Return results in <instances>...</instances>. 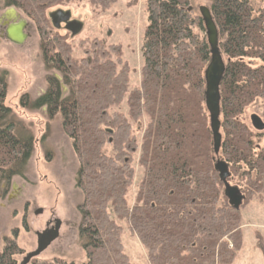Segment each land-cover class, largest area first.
Here are the masks:
<instances>
[{
	"label": "trees",
	"instance_id": "1",
	"mask_svg": "<svg viewBox=\"0 0 264 264\" xmlns=\"http://www.w3.org/2000/svg\"><path fill=\"white\" fill-rule=\"evenodd\" d=\"M79 1L0 0V13L14 8L38 34L45 91L22 96L20 105L26 112L43 110L46 132L39 143L47 162L51 122L59 121L70 142L78 163L76 243L83 264H134L123 250L121 224L137 238L148 264H232L242 247L240 209L264 204L263 134L242 120L256 102L264 107V0L257 6L209 0L224 64L217 155L204 106L210 48L190 0H146L148 26L133 88L119 45L87 40L76 58L64 37L48 33L46 12ZM86 1L102 12L116 2ZM7 88L8 74L0 71V200L14 178H25L36 143L32 123L5 105ZM217 161L226 165L224 182ZM225 183L237 189L238 208L226 199ZM259 247L264 256V244ZM25 256L13 239L0 252V264H20ZM31 264L74 263L54 258Z\"/></svg>",
	"mask_w": 264,
	"mask_h": 264
},
{
	"label": "rangeland",
	"instance_id": "2",
	"mask_svg": "<svg viewBox=\"0 0 264 264\" xmlns=\"http://www.w3.org/2000/svg\"><path fill=\"white\" fill-rule=\"evenodd\" d=\"M252 3L257 6L258 1L252 0ZM208 6L209 0H190L192 12L197 13L200 7ZM4 11L0 13V21ZM56 12L68 14V19L56 25L53 20ZM17 14L27 22L25 32L28 38L23 45L17 46L5 40L4 28L0 26V71L8 74L5 105L24 122L32 123L36 143L25 178H14L8 195L0 200V252L7 242L16 239L25 255L34 254L38 249L37 234L43 233L50 224L59 222L57 237L28 264L43 263L54 258L83 264L86 258L76 243L78 216L75 206L81 200L74 187L78 163L58 120L49 124L48 137L45 139L46 146L53 152L51 161L47 162L43 146L39 143L40 136L46 132L43 110L26 112L20 105L22 96L36 98L45 91L46 74L38 48L36 28L19 12ZM46 19L48 33L64 37L73 46L76 58L80 56L78 46L87 40L100 39L108 44L119 45L121 58L130 68V88L138 85L142 62L140 47L148 26L146 0H116L110 9L103 12L92 9L86 0H81L49 9ZM70 23L80 25L79 32L71 33L67 29ZM252 114L264 123V107L256 102L246 110L242 120L251 129L249 119ZM261 133L263 137L260 146H264V131ZM38 210L41 213L36 215ZM240 211L243 223L242 247L232 264H264V256L259 247V243L264 244V204L251 202ZM24 220L27 229L23 225ZM121 225L123 250L130 261L134 264H148L137 238L124 224ZM21 260L22 257L19 258Z\"/></svg>",
	"mask_w": 264,
	"mask_h": 264
},
{
	"label": "water",
	"instance_id": "3",
	"mask_svg": "<svg viewBox=\"0 0 264 264\" xmlns=\"http://www.w3.org/2000/svg\"><path fill=\"white\" fill-rule=\"evenodd\" d=\"M199 15L202 19L205 36L207 44L210 48V61L204 72V82H205V91H204V106L208 113L209 119V129L212 136V149L213 153L217 155L221 146V135H220V93L219 87L222 81L224 74V64L221 58V55L218 51V33L216 26L211 17L210 11L206 7L199 8ZM1 18L5 19L4 25L6 26L4 31V39L8 42L21 46L28 38L27 33L25 32L27 28V22L19 18L16 10L14 8L6 9ZM68 19V14H63L61 12H56L53 16V20L56 25L62 21ZM67 29L76 34L81 29L80 25L70 23L67 25ZM250 124L253 130L257 132L264 131V123L257 115L252 114L250 116ZM215 169L219 174L221 181H225L227 177V168L224 162L217 161L215 163ZM224 195L228 200L229 204L235 208H238L241 204V197L238 194L236 188L229 186L225 183ZM41 210H38L35 214H40ZM58 228L53 232L48 233H38V249L34 254H27L20 264H27L33 257L39 255L48 245L57 237ZM57 225V224H56Z\"/></svg>",
	"mask_w": 264,
	"mask_h": 264
},
{
	"label": "flooded vegetation",
	"instance_id": "4",
	"mask_svg": "<svg viewBox=\"0 0 264 264\" xmlns=\"http://www.w3.org/2000/svg\"><path fill=\"white\" fill-rule=\"evenodd\" d=\"M4 21H5V19H2V21H0V26H2L4 28V31H5L6 26L4 25ZM56 228H58V223L57 222L52 223L43 231V233L53 232L56 230Z\"/></svg>",
	"mask_w": 264,
	"mask_h": 264
},
{
	"label": "bare ground",
	"instance_id": "5",
	"mask_svg": "<svg viewBox=\"0 0 264 264\" xmlns=\"http://www.w3.org/2000/svg\"><path fill=\"white\" fill-rule=\"evenodd\" d=\"M204 26V25H203ZM212 151H213V149H212Z\"/></svg>",
	"mask_w": 264,
	"mask_h": 264
}]
</instances>
